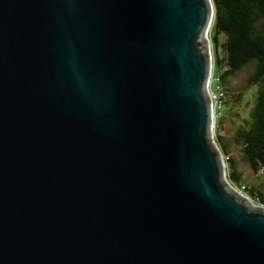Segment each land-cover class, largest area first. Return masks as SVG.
<instances>
[{
	"label": "water",
	"instance_id": "water-1",
	"mask_svg": "<svg viewBox=\"0 0 264 264\" xmlns=\"http://www.w3.org/2000/svg\"><path fill=\"white\" fill-rule=\"evenodd\" d=\"M210 17L0 0V264H264L211 140Z\"/></svg>",
	"mask_w": 264,
	"mask_h": 264
},
{
	"label": "trees",
	"instance_id": "trees-1",
	"mask_svg": "<svg viewBox=\"0 0 264 264\" xmlns=\"http://www.w3.org/2000/svg\"><path fill=\"white\" fill-rule=\"evenodd\" d=\"M213 5V23L210 38L213 45L214 63L219 67L218 84L224 96L221 116L217 127H224L226 96L232 95L234 101L242 98L229 85L230 77L247 65L253 71L247 78L253 106L247 119L238 125L233 140L240 146L244 159L252 172L264 171V0H211ZM219 48L221 53H219ZM216 141L226 156L227 178L233 187L245 185L244 192L255 202L264 205V193L254 186L243 182L241 172L230 155L228 141L222 134L216 135Z\"/></svg>",
	"mask_w": 264,
	"mask_h": 264
},
{
	"label": "rangeland",
	"instance_id": "rangeland-1",
	"mask_svg": "<svg viewBox=\"0 0 264 264\" xmlns=\"http://www.w3.org/2000/svg\"><path fill=\"white\" fill-rule=\"evenodd\" d=\"M214 16V11H213ZM211 31V27H210ZM209 31V40H210V51L212 54V60H213V73L217 75L219 71V67L215 65L214 63V52H213V45L210 38V32ZM219 53H221V50L219 48ZM253 71L252 65H247L244 68H242L240 71H238L236 74L230 77L229 85L233 89L235 93H240L242 95L241 100L234 101L232 95L226 96L227 105L225 106L224 111V127L222 130H220L217 127V120L213 123V127L211 130V140L214 144V146L217 147L219 150V153L221 154L222 163L224 165L225 170V176L227 178V169H226V159L225 155L220 149L219 143L216 141V135L222 134L225 136V139L228 141V146L230 149V155L234 158L236 162L237 169L241 172V176L243 178V182H245L247 185L254 186L258 190H260L262 193H264V171L260 170L257 174H254L247 163V161L244 159L240 146L235 144L233 140V136L235 133L236 128L238 125H240L244 119H247L249 116V113L251 111V108L253 106V98L250 97L251 88L249 85H247V78ZM212 88H215V82L212 84ZM218 119V118H217ZM237 192V191H236ZM243 197L246 199L251 200L254 204L264 206L263 204H260L258 202H255L252 197H249L247 194H243Z\"/></svg>",
	"mask_w": 264,
	"mask_h": 264
},
{
	"label": "built area",
	"instance_id": "built-area-1",
	"mask_svg": "<svg viewBox=\"0 0 264 264\" xmlns=\"http://www.w3.org/2000/svg\"><path fill=\"white\" fill-rule=\"evenodd\" d=\"M213 82H215L214 89L212 88ZM207 93H208L209 100H210L211 112H212L213 123H214L216 119L221 116L222 98L224 96V93H223L221 86L218 84L217 77L213 73V70L209 76L208 85H207ZM235 189L241 195L245 194L244 184H242L240 187H235Z\"/></svg>",
	"mask_w": 264,
	"mask_h": 264
},
{
	"label": "bare ground",
	"instance_id": "bare-ground-1",
	"mask_svg": "<svg viewBox=\"0 0 264 264\" xmlns=\"http://www.w3.org/2000/svg\"><path fill=\"white\" fill-rule=\"evenodd\" d=\"M208 2H209V5H210V8H211V17H210V21H209V26L207 27V31H206V33H205V38H206V41H207V46H208V53H209V57H210V65H211V68H210V70H211V72H212V70H213V60H212V54H211V51H210V40H209V31H210V27H211V25H212V21H213V9H212V2H211V0H208ZM211 72H210V74H211ZM227 182V184H228V186L230 187V188H232L234 191H237L236 189H235V187H233L232 185H230V183L228 182V180H226ZM237 193L238 194H240L238 191H237ZM241 195V194H240ZM242 196V195H241ZM249 200V199H248ZM249 202L253 205V206H259V207H262V208H264V206H260V205H257V204H254L251 200H249Z\"/></svg>",
	"mask_w": 264,
	"mask_h": 264
}]
</instances>
